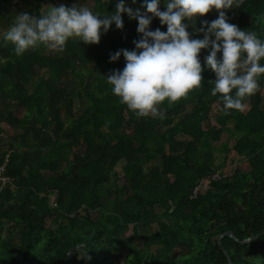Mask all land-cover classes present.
I'll return each instance as SVG.
<instances>
[{
    "label": "trees",
    "instance_id": "obj_1",
    "mask_svg": "<svg viewBox=\"0 0 264 264\" xmlns=\"http://www.w3.org/2000/svg\"><path fill=\"white\" fill-rule=\"evenodd\" d=\"M13 1L0 0V7ZM15 1L0 9V28L19 12L39 17V2ZM115 4L93 0L92 11L111 14ZM222 10L236 14L229 23L264 40V0ZM216 16L210 10L188 21L187 31L202 38L201 21ZM122 20L99 43L73 47L69 39L63 52L39 46L17 56L0 40V123L9 140L0 166L7 154L3 174L11 181L0 192V264H84L86 256L85 264H264V74L240 110L222 108L211 94L215 75L204 70L199 88L162 102V119L137 117L106 80L125 64L110 54L133 50L140 36L135 19L122 13ZM158 27L166 31L154 17L149 28ZM209 50H200L202 68ZM75 96L85 103L78 114L69 110ZM223 133L234 141L216 147ZM230 150L247 170L222 174ZM216 151L224 154L220 163ZM121 160L118 177L113 168ZM214 173L219 178L190 198ZM225 232L234 238L219 239Z\"/></svg>",
    "mask_w": 264,
    "mask_h": 264
},
{
    "label": "clouds",
    "instance_id": "obj_2",
    "mask_svg": "<svg viewBox=\"0 0 264 264\" xmlns=\"http://www.w3.org/2000/svg\"><path fill=\"white\" fill-rule=\"evenodd\" d=\"M160 2L142 0L140 8L133 9L125 0H116L111 14H99L84 5L63 4L48 6L46 11L42 8L39 17L19 12L0 34V40L11 43L17 56L39 46L63 52L70 38L84 44L99 43L101 33L107 32L111 24L117 29L123 27L125 13L138 22L136 31L140 36L133 41V50L120 49L110 54V61L122 55L125 64L107 75L106 80L111 93L134 115L162 119V102H176L199 88L204 70L215 75L211 94H219L222 108L242 109L244 99L258 89V77L264 74V40L253 31L229 23L222 10L240 7L243 0H164L163 11L158 7ZM210 10L217 12L216 18L201 21L197 31L203 33L202 38H192L187 22L195 23L197 17ZM154 17L160 25H166V31L159 27L150 30ZM209 46L202 68L199 53Z\"/></svg>",
    "mask_w": 264,
    "mask_h": 264
},
{
    "label": "rangeland",
    "instance_id": "obj_3",
    "mask_svg": "<svg viewBox=\"0 0 264 264\" xmlns=\"http://www.w3.org/2000/svg\"><path fill=\"white\" fill-rule=\"evenodd\" d=\"M29 1H30V6L32 8H33V4L35 2H39V7H40L39 13H40V10L42 8H43L42 10L46 11L48 6H59L61 4H63L64 6H67V7L84 5V6L89 7L91 10L93 9V0H29ZM15 2L16 1L14 0L12 3H8L6 6L0 7V9L3 10V11L11 10L13 8V4H15ZM56 3L58 5H56ZM125 3L129 7L135 9L134 4H132L130 0H125ZM18 5H22V4L18 3ZM158 7L162 11L165 10V8H164V0H161V2L158 5ZM227 15H228L227 17L229 19H234L236 17V14L234 12H230ZM11 20H12V18H11ZM7 29H8L7 26H2L0 28V34H2ZM69 44H70V46L73 45V47H76V45L79 44L78 38H70ZM46 50L48 52L49 51L52 52V50H50V49L46 48ZM41 73L45 76V70L42 69ZM61 99H64V97H61ZM70 100H71L70 107H69L70 112L72 114H78L83 109V107L85 105L84 100L82 98H80V97H77V96L72 97ZM245 109H246V107L244 108V110ZM60 114H61V118H64L65 110L64 109H60ZM213 114H214V110H211V112H210V121H211V123H214V120H213V117H212ZM3 128L5 129V127H3V125H1V123H0V152L1 153L5 152L7 150L8 142H9L8 139H5L6 135L3 133V131H1ZM122 130L125 131V132H128V129L126 128V126H123ZM49 136H50V138L52 140H53V138L56 139L55 134H52V135H49ZM184 138L185 137H180L179 141H182V139H184ZM224 141H227L228 144L231 145L233 143L234 139L232 137L229 138L226 133H223L222 136H221L220 141L214 142L213 144L217 147ZM223 155L224 154L221 153L220 151L214 152L212 154V157H213L215 163H220L222 161ZM28 156L32 157V155H30V154H28ZM122 164H123L122 160L118 161L116 166L113 168V171H115L117 173L118 177L120 176V167H121ZM235 168H238L240 170H247L248 169V165L245 162V160H240L234 154V152L232 150H230L228 153H226L225 165H224V167L220 168L221 169L220 171H222V174L226 175L228 173H231L232 170H234ZM118 184H121L120 181L118 182ZM53 201H54V194L50 195V202L52 203ZM161 211H162L161 208H158V207L154 208V213L155 214H158ZM152 226L155 227V223H153ZM128 228L129 229L127 231V234L130 233V225L128 226Z\"/></svg>",
    "mask_w": 264,
    "mask_h": 264
},
{
    "label": "built area",
    "instance_id": "obj_4",
    "mask_svg": "<svg viewBox=\"0 0 264 264\" xmlns=\"http://www.w3.org/2000/svg\"><path fill=\"white\" fill-rule=\"evenodd\" d=\"M8 159V155L6 154L4 157V162L3 164L0 166V192H2L5 187H10L11 185V181L9 179V177L5 176L3 174V169L5 166V163L7 162ZM219 178V175L217 173L211 174L205 178H202L199 180L198 184L193 188L190 198H194L196 196V194L203 188V186H206L210 180H216ZM52 206H56V204L54 203V201L51 203Z\"/></svg>",
    "mask_w": 264,
    "mask_h": 264
},
{
    "label": "water",
    "instance_id": "obj_5",
    "mask_svg": "<svg viewBox=\"0 0 264 264\" xmlns=\"http://www.w3.org/2000/svg\"><path fill=\"white\" fill-rule=\"evenodd\" d=\"M223 236H228V237L234 238V237H233V234H232L231 232H225V233H223L222 235L219 236V239L222 238ZM74 248H76V247H74ZM74 248H73V249H74ZM68 256H69V258L71 259V255H70V253H68ZM86 257L89 259L88 256H86ZM87 258L84 259V264L86 263ZM227 261H228V264H231V261H230L229 259H228ZM19 264H37V263L22 262V263H19ZM68 264H71V260H70V262H69Z\"/></svg>",
    "mask_w": 264,
    "mask_h": 264
}]
</instances>
